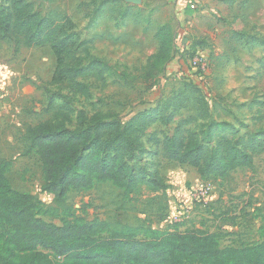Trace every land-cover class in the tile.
<instances>
[{
    "label": "rangeland",
    "instance_id": "1",
    "mask_svg": "<svg viewBox=\"0 0 264 264\" xmlns=\"http://www.w3.org/2000/svg\"><path fill=\"white\" fill-rule=\"evenodd\" d=\"M25 1L41 15L69 16L80 40L86 41L89 56L111 65L101 78L90 75L84 79L90 96L76 97L75 109L83 108L88 116L98 111L113 113L125 122L139 111L162 104L180 89L188 97L171 122L157 121L142 136L147 150L141 163L158 169L167 189L152 191L139 185L126 195L110 181L97 183L89 190L67 194L73 215L138 227L140 237L148 228L171 231L177 227L222 231L221 245L262 239L261 163L227 177L201 179L195 167L164 158L150 136L172 133L177 122L188 116H195L188 128L198 131L207 121L204 110L211 120L247 125L241 131L258 127L257 105L250 110L244 104L251 99L264 102V0H184L181 5L176 0ZM188 1L194 3L193 11H186ZM123 9L128 16H122ZM162 24L171 26L174 56L157 72L155 86L148 89L140 77L141 67L157 49L153 35ZM249 35L258 40L246 43ZM195 55L204 59V72L190 65ZM54 65L48 45L25 46L21 35L0 37V163L10 161L6 176L14 189L37 196L45 205L51 204L53 196L41 191L40 160L35 149L27 150L24 132L28 125L51 116L47 87L55 88L47 84ZM261 111L264 117V106ZM257 159L264 163V156ZM202 186L209 190L202 193ZM44 219L60 224L58 214H46ZM39 249L60 260L51 250Z\"/></svg>",
    "mask_w": 264,
    "mask_h": 264
},
{
    "label": "trees",
    "instance_id": "2",
    "mask_svg": "<svg viewBox=\"0 0 264 264\" xmlns=\"http://www.w3.org/2000/svg\"><path fill=\"white\" fill-rule=\"evenodd\" d=\"M186 11L193 9L187 6ZM122 16H128L127 9ZM19 35L25 46L48 45L54 56L47 84L55 88L47 87L51 116L28 125L24 132L27 150L35 149L40 160L41 191L53 197L51 204L45 205L37 196L14 189L6 176L10 161L0 163V264H264V225L259 241L221 245L222 231L148 228L140 237L138 227L73 215L67 194L89 190L97 183L110 181L126 195L139 185L152 191L167 189L158 169L141 163L147 150L142 136L157 121L171 122L188 97L180 89L162 104L139 111L125 122L113 113L98 111L88 116L83 108H74V99L90 96L84 79L90 75L101 78L111 65L89 56L86 41L80 40L72 19L55 12L41 15L25 0L0 3V37ZM153 36L157 49L141 67L140 75L148 89L155 86L157 72L174 56L171 26L159 25ZM257 40L249 35L245 41ZM244 105L250 110L258 107V127L250 131H241L247 127L241 122L238 127L228 120H211L204 110L207 121L198 131L188 128L195 121V116H188L177 122L172 133L162 137L153 133L150 141L167 160L195 167L201 179L227 177L238 168L251 169L254 157L264 151V102L251 99ZM46 214H58L60 224L45 220ZM39 247L51 250L60 260L51 259Z\"/></svg>",
    "mask_w": 264,
    "mask_h": 264
},
{
    "label": "built area",
    "instance_id": "3",
    "mask_svg": "<svg viewBox=\"0 0 264 264\" xmlns=\"http://www.w3.org/2000/svg\"><path fill=\"white\" fill-rule=\"evenodd\" d=\"M188 5L190 8L194 9L195 8V5L194 3H192L191 1H188ZM190 65L194 68H196L198 71L200 72H204L205 69H206V64L204 62V59H201V58H197V55H195L191 61H190ZM209 190V187L208 186H202L201 187V192L202 193H206L207 191ZM200 192V193H201Z\"/></svg>",
    "mask_w": 264,
    "mask_h": 264
},
{
    "label": "crops",
    "instance_id": "4",
    "mask_svg": "<svg viewBox=\"0 0 264 264\" xmlns=\"http://www.w3.org/2000/svg\"><path fill=\"white\" fill-rule=\"evenodd\" d=\"M176 1H177L178 5H181V4L184 2V0H176ZM263 154H264V151H263L261 154H259V155H257V156L254 157V161H253L254 166H257V167H258V166L260 165V163H261V165H263V167H264V163H262L261 161H259V160L257 159V157H259V156H264ZM258 162H259V163H258ZM242 169H244V168H238V169H236L235 171L242 170ZM235 171H233V173H234ZM233 173H232V174H233Z\"/></svg>",
    "mask_w": 264,
    "mask_h": 264
}]
</instances>
